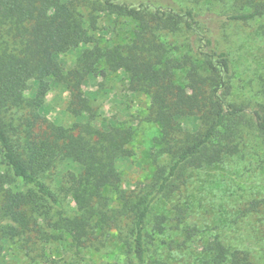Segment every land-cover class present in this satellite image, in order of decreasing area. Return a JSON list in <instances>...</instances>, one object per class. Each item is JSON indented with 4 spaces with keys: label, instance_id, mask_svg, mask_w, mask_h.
<instances>
[{
    "label": "trees",
    "instance_id": "16d2710c",
    "mask_svg": "<svg viewBox=\"0 0 264 264\" xmlns=\"http://www.w3.org/2000/svg\"><path fill=\"white\" fill-rule=\"evenodd\" d=\"M90 3L141 20L142 30L126 47L106 52L98 47L85 49L82 67L66 71L60 60L62 54L98 44L90 32L94 22L88 24L80 9ZM227 5L223 13L213 12L204 18L194 8L169 0L159 6L149 2L135 6L117 0H0V30L6 24L11 37L2 40L0 34V239L32 229L41 232L45 221L87 242L93 240L98 225H92L93 218L104 224L107 219L110 223L120 220L117 215H108L101 198L104 187L120 180L118 158L131 154L129 129L109 127L101 131L74 125L60 130L35 112L33 124L42 119L45 127L23 136L11 122L12 107L27 92L43 99L53 80L65 83L79 99L87 78L106 77L108 69L123 68L130 75L131 88L150 94L148 118L160 123L162 144L172 161L158 170L155 193L145 197L133 213L132 240L126 242L138 264L147 263L148 244L154 239L147 218L156 199L179 190L186 182L187 169L213 164L235 153L246 133L255 132L264 145V76L259 83L261 100L234 99V59L215 35L230 23L264 20V0H233ZM166 29L186 34L189 52H193L179 59L168 56L167 45L160 38V31ZM194 53L201 64L195 61ZM102 58L108 69L99 68ZM184 66L188 67L187 83L182 85L174 69ZM86 107H74V112L82 113ZM69 159L82 168L66 183L83 213L55 220L53 210H62L63 198L44 174ZM133 209L127 207L124 212ZM4 218L12 219L17 227L2 224ZM210 249L214 251L212 264H250L246 254L229 252L221 241Z\"/></svg>",
    "mask_w": 264,
    "mask_h": 264
},
{
    "label": "rangeland",
    "instance_id": "374dc122",
    "mask_svg": "<svg viewBox=\"0 0 264 264\" xmlns=\"http://www.w3.org/2000/svg\"><path fill=\"white\" fill-rule=\"evenodd\" d=\"M117 1L135 6L140 2L159 6L167 0ZM169 1L192 7L204 18H209L213 12L226 11L227 4L233 0ZM80 9L88 24L94 22L95 27L91 26L90 32L97 37L98 44L62 54L60 60L66 71L82 67L81 54L85 49L98 47L106 52L123 48L142 30L141 20L103 10L102 5L95 8L90 3ZM263 22L258 19L230 23L215 34L234 59L237 90L234 99H262L259 83L264 76ZM7 27L6 24L1 26L2 40L11 38ZM160 32L168 56L179 59L193 52H189L186 34L182 31L175 33L166 29ZM194 58L198 64L202 63L196 53ZM99 68L108 69L105 58ZM187 69V66L174 69L176 80L182 85L187 83ZM107 72L106 77L87 78L79 90V99L65 83L53 80L51 90L43 99L27 92L9 112L11 122L23 136L37 127H45L42 119L33 124L35 112L54 122L60 130L74 125L82 128L89 125L101 131L109 127L129 129L132 132L128 145L131 154L118 158L120 180L104 187L101 198L108 215L112 218L117 215L119 222L110 223L111 219H107L104 224L103 220L93 218L92 225L98 223L95 236L85 242L74 238L69 230L42 221L41 232L32 229L26 234H11L0 239V264H138L126 242V239L132 240L133 213L145 197L155 193L158 170L166 168L172 155L163 147L160 123L148 118L150 94L131 88L130 75L123 68ZM82 104L87 105L82 113L74 112V107L80 109ZM245 137L238 151L226 154L216 163L187 169L186 182L179 190L156 199L147 218L154 239L148 244L146 264H212L214 251L210 247L217 241L228 247L229 252L238 250L246 254L250 264H264V145L255 132L246 133ZM81 171L80 164L69 159L44 174L46 181L63 198L62 210H53L55 220L83 213L66 183L70 175H79ZM132 206L135 209L124 212ZM1 223L17 227L12 219L4 218ZM121 229L125 231L123 235Z\"/></svg>",
    "mask_w": 264,
    "mask_h": 264
}]
</instances>
